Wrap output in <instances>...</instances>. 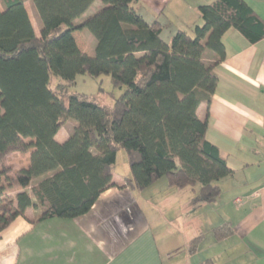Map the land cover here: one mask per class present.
Segmentation results:
<instances>
[{
	"label": "trees",
	"instance_id": "trees-1",
	"mask_svg": "<svg viewBox=\"0 0 264 264\" xmlns=\"http://www.w3.org/2000/svg\"><path fill=\"white\" fill-rule=\"evenodd\" d=\"M95 1L0 0V237L29 207L36 212L31 223L86 214L112 185L120 149L127 183L137 190L165 178L176 189L198 185L197 199L212 201L218 182L233 174L196 109L209 105L216 89L225 32L234 28L255 43L264 22L244 0H212L198 6L200 23L165 41L163 26L144 19L138 0H98L100 7L77 21ZM25 2L39 19L38 35ZM82 29L94 37L92 56L73 36ZM78 75H107L123 90L111 104L71 92ZM70 119L72 131L57 141ZM15 152L29 153L28 164L9 174L4 159ZM231 233L227 224L213 229L217 240ZM199 240L189 242V252Z\"/></svg>",
	"mask_w": 264,
	"mask_h": 264
},
{
	"label": "crops",
	"instance_id": "crops-1",
	"mask_svg": "<svg viewBox=\"0 0 264 264\" xmlns=\"http://www.w3.org/2000/svg\"><path fill=\"white\" fill-rule=\"evenodd\" d=\"M173 1L175 7H165L172 0L136 3L147 22L163 26L165 41L200 23L198 6L212 0ZM244 1L264 22V0ZM223 43L216 89L209 105L196 109L208 121L207 138L233 170L218 182L214 200H198V185L176 189L165 178L137 190L127 183L129 168L123 174L113 169L112 185L82 216L31 223L34 209L27 208L1 232L0 264H264V37L251 43L230 28ZM68 135L61 128L55 138ZM223 224L232 233L217 240L213 229Z\"/></svg>",
	"mask_w": 264,
	"mask_h": 264
},
{
	"label": "rangeland",
	"instance_id": "rangeland-1",
	"mask_svg": "<svg viewBox=\"0 0 264 264\" xmlns=\"http://www.w3.org/2000/svg\"><path fill=\"white\" fill-rule=\"evenodd\" d=\"M141 1V0H140ZM172 4H168L165 7H175L176 5L174 1L172 0ZM26 7L28 9L30 20L33 24L34 29L37 33H39V19L37 17V14L32 6L31 3L26 2ZM142 5L136 6V8H140ZM99 7H96V4L94 3L92 6H90L85 13L81 17L77 19L79 21L80 19L84 18L85 16L93 13L95 10H97ZM169 8L165 9V12L168 11ZM73 36L75 38V41L80 48L81 51L87 53L88 55H93V48L95 44L94 37L87 29H82L79 31H75L73 33ZM59 80L57 78H52L51 84L57 83ZM123 89H119L116 87H113L110 78L107 75H102L98 78H91L87 75H78L75 79L74 84H72L69 87V91L71 92H79L84 93L88 95H96L97 97H100L103 99V101L107 104H111L113 102V98L117 97ZM75 124V121L70 119L68 120L64 126L62 127V135H64L67 132H71L73 129V126ZM18 153V152H16ZM29 159V153H18V154H9L4 159V167H8L9 171L8 173L11 174L14 169H18L20 167H24L28 164ZM128 170V165L126 161V154L123 149L118 150L116 155V162L114 164V170L117 172H125V170ZM126 170V171H127ZM15 187V186H14ZM14 191H10V195H14ZM35 210L33 211V214H31V219L35 218Z\"/></svg>",
	"mask_w": 264,
	"mask_h": 264
}]
</instances>
